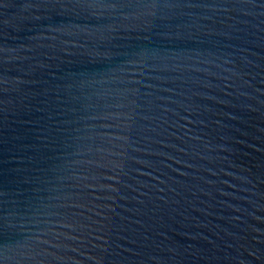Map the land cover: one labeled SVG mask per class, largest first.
<instances>
[{
  "label": "water",
  "instance_id": "obj_1",
  "mask_svg": "<svg viewBox=\"0 0 264 264\" xmlns=\"http://www.w3.org/2000/svg\"><path fill=\"white\" fill-rule=\"evenodd\" d=\"M0 217L4 264H264V0H0Z\"/></svg>",
  "mask_w": 264,
  "mask_h": 264
},
{
  "label": "snow or ice",
  "instance_id": "obj_2",
  "mask_svg": "<svg viewBox=\"0 0 264 264\" xmlns=\"http://www.w3.org/2000/svg\"><path fill=\"white\" fill-rule=\"evenodd\" d=\"M75 6L78 7H110L116 8L118 7V0H75ZM108 36L106 37L107 47L103 52H96L94 55L103 56L105 58H113L118 56L120 49L116 46L119 41L117 37H119L125 29H115L112 25H107ZM9 231V224L6 218L0 217V236L7 233ZM22 247L23 245H17ZM9 245L7 243H0V264H4L6 259L5 252L8 251Z\"/></svg>",
  "mask_w": 264,
  "mask_h": 264
}]
</instances>
